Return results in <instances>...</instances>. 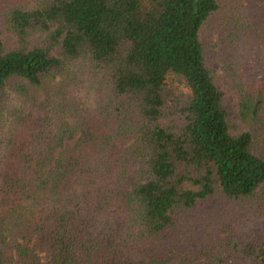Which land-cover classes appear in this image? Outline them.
<instances>
[{
	"label": "trees",
	"instance_id": "trees-1",
	"mask_svg": "<svg viewBox=\"0 0 264 264\" xmlns=\"http://www.w3.org/2000/svg\"><path fill=\"white\" fill-rule=\"evenodd\" d=\"M1 14L16 43L0 37V264H264V228L241 220L264 214V85L247 62L264 0Z\"/></svg>",
	"mask_w": 264,
	"mask_h": 264
},
{
	"label": "rangeland",
	"instance_id": "rangeland-1",
	"mask_svg": "<svg viewBox=\"0 0 264 264\" xmlns=\"http://www.w3.org/2000/svg\"><path fill=\"white\" fill-rule=\"evenodd\" d=\"M0 37L3 40L9 41L11 43H16V39L13 35L10 33H7L5 31V18L3 15H0ZM216 40H217V34L214 35L212 41H213V47L211 49V65L215 70L218 86L220 89L224 90L226 93V108L228 109L230 115L237 117L238 116V98L232 89L229 88L228 84V76L226 72L224 71L222 67V63L219 59V55L217 53L216 48ZM247 62L253 63L250 71L248 72V75H254V78L259 80L264 85V47H260V53L259 54H252L249 56ZM71 144L75 143V139L69 141ZM232 210H235V205H230ZM254 212H251V214L248 217H243L241 220H247L246 223L243 224V227L245 229H262L264 228V214L255 217ZM43 255V254H42ZM196 264H203V261H199Z\"/></svg>",
	"mask_w": 264,
	"mask_h": 264
}]
</instances>
